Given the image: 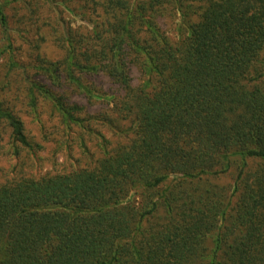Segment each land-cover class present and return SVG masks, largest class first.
Here are the masks:
<instances>
[{"label":"trees","instance_id":"obj_1","mask_svg":"<svg viewBox=\"0 0 264 264\" xmlns=\"http://www.w3.org/2000/svg\"><path fill=\"white\" fill-rule=\"evenodd\" d=\"M159 3L104 0L109 36L85 53L123 91L100 117L121 138L90 167L0 185V264H264V0H201L174 41ZM0 119L35 150L17 114ZM232 161L227 194L210 178Z\"/></svg>","mask_w":264,"mask_h":264},{"label":"rangeland","instance_id":"obj_2","mask_svg":"<svg viewBox=\"0 0 264 264\" xmlns=\"http://www.w3.org/2000/svg\"><path fill=\"white\" fill-rule=\"evenodd\" d=\"M158 2L157 22L172 41L185 34L186 21L197 18L194 13L184 16L182 11L201 5V0ZM105 8L104 0H0L6 20L5 28L0 23V105L22 119L26 135L36 144L31 151L15 142L10 127L0 119V185L90 167L121 138L120 131L115 132L100 117L115 118L108 94L123 91L103 69L88 68L94 60L85 53L109 36ZM130 76L132 84L139 82L134 65ZM34 83L69 104L77 103L80 109L72 113L78 120L67 123ZM117 122L123 129L130 126L129 119ZM103 139L110 141L107 147ZM250 165L254 167L255 161ZM237 172V163L232 161L225 172L210 180L228 194ZM234 197L233 193V201Z\"/></svg>","mask_w":264,"mask_h":264}]
</instances>
